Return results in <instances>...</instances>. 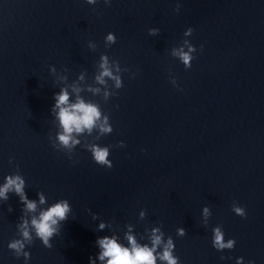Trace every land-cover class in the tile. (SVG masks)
Wrapping results in <instances>:
<instances>
[{
	"label": "water",
	"instance_id": "1",
	"mask_svg": "<svg viewBox=\"0 0 264 264\" xmlns=\"http://www.w3.org/2000/svg\"><path fill=\"white\" fill-rule=\"evenodd\" d=\"M110 32L116 43L106 46ZM185 39L196 48L187 70L172 55L187 51ZM102 54L119 61L122 88L96 81ZM61 88L70 104H97L113 128L98 140L97 129L74 132L71 159L52 146L63 131L51 111ZM89 143L111 146V169L94 162ZM17 174L37 210L14 192L0 198V264H25L8 248L22 239V216L33 237L27 264H104L98 237L130 247V233L151 246L153 228L164 243L172 237L179 264H264V0H0V187ZM61 199L72 211L45 248L30 221ZM217 226L233 249L213 247Z\"/></svg>",
	"mask_w": 264,
	"mask_h": 264
},
{
	"label": "clouds",
	"instance_id": "2",
	"mask_svg": "<svg viewBox=\"0 0 264 264\" xmlns=\"http://www.w3.org/2000/svg\"><path fill=\"white\" fill-rule=\"evenodd\" d=\"M86 3L89 5H94L97 3V0H86ZM104 3L110 4L111 0H104ZM180 5L177 3L175 11L179 12ZM159 32V29L152 28L149 29V35L155 36ZM193 32L192 28H188L184 36H191ZM116 36L113 33H108L105 37V45L111 46L116 43ZM183 44L187 45V51L183 47L179 50L174 49L172 52L173 57H178L179 61L184 65V68L190 69L192 67V60L195 58L193 53L196 52L195 46H193L187 39L183 41ZM88 47L92 50L96 48V44L92 41H89ZM203 48V45H201ZM113 66L115 72L113 73ZM100 69L102 71L95 77L96 81L100 84H105V77L110 78L115 81V89H120L123 87L122 77L119 74L121 72L120 63L118 60H112L110 65L109 57L106 54L100 56ZM50 71L55 72L56 68L50 66ZM128 69L124 68L123 72H127ZM135 74H133L134 77ZM66 78V77H65ZM83 79V75L80 77ZM172 84L176 85L175 78L172 79ZM90 91L99 92V89H89ZM73 91L79 92V88H74ZM118 93L114 92H105V98L107 99L110 96H115ZM55 103L52 106L51 111L55 113V117L59 122L62 132L58 131L56 134V139L58 143H53L52 146L57 151L64 152V149L68 150L69 159H71V153L76 148L77 145L81 144L79 139L73 137V133L81 134L84 133L85 129L88 130V134L92 135L94 129L98 130L99 135L96 137L98 140L101 136L111 134L113 128L109 121V116L103 115L97 104L92 102H85L79 96H77V102L74 104L69 103V92L66 88H61L58 93L54 94ZM57 109L59 110L57 112ZM51 140V137H50ZM119 147H124V142L121 141L118 144ZM88 151H90L94 162L102 167L111 169L113 163L109 160L111 146L101 147L96 143L84 144ZM11 162V161H10ZM14 192L16 196L19 197V201L24 206V209L28 212H36L37 203L35 200L29 199L25 192V179L21 175H8L5 177V183L0 187V198L3 200H8V193ZM39 196V203L41 205L45 204V197L42 193L37 194ZM9 211H12V208L9 207ZM72 208L66 199H61L46 210H41L39 216H33L31 218V226L35 230L36 239H39L45 248H52L51 240L54 236L59 235L61 230L62 222L67 221L69 214L71 213ZM232 211L242 218L246 217V212L243 207L237 206L235 203L232 205ZM145 214L144 211H141V216ZM203 215L205 218L211 215L209 207L205 206L203 208ZM22 223L18 224L20 235L22 239H13L9 242L8 248L12 250L17 258L21 255L24 257L25 264L30 258V253L25 251V241H28L30 244L33 240L32 235L29 231V221L28 219L21 217ZM105 227L104 223L99 225V229L103 230ZM212 245L217 251H222L225 249L231 250L234 248L236 241L234 239H228L225 242L224 232L221 226H217L212 229ZM186 234L185 229H177V235L183 237ZM164 233L160 228H153L151 235V246L148 244H138L136 238L130 233L126 234V238L130 247L124 246L121 243L117 242L115 236H103L98 237L96 240L97 245L99 246L100 252L98 254V259L104 264H156L157 259L160 261H166L167 264H179V257L173 254L174 252V242L171 236L167 238V242L164 243ZM163 245L162 253H158L156 250L159 246ZM224 259V257H221ZM89 264H96L93 257H89ZM237 264H243V258L237 259ZM249 264H255L254 261H249Z\"/></svg>",
	"mask_w": 264,
	"mask_h": 264
}]
</instances>
